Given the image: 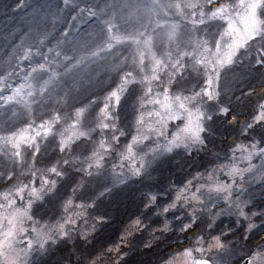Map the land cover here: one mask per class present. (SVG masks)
I'll list each match as a JSON object with an SVG mask.
<instances>
[{"label": "snow or ice", "instance_id": "obj_1", "mask_svg": "<svg viewBox=\"0 0 264 264\" xmlns=\"http://www.w3.org/2000/svg\"><path fill=\"white\" fill-rule=\"evenodd\" d=\"M75 9L0 69V264H264V0Z\"/></svg>", "mask_w": 264, "mask_h": 264}, {"label": "rangeland", "instance_id": "obj_2", "mask_svg": "<svg viewBox=\"0 0 264 264\" xmlns=\"http://www.w3.org/2000/svg\"><path fill=\"white\" fill-rule=\"evenodd\" d=\"M26 2H28L27 0H23V4L25 5L26 4ZM7 3H9L10 4V8H12L13 6H15L17 3H18V0H0V4H3V5H6ZM20 8V7H19ZM18 8V9H19ZM67 15H68V13H67ZM86 16V15H85ZM84 16V17H85ZM69 17V16H68ZM84 17H82L81 19H79L78 21H80V20H82ZM77 21V22H78ZM77 22H75V20L74 21H72L71 20V24H70V26L68 27V28H71V30L73 29L74 30V26L76 25V23ZM23 24H27V22H25V23H23ZM75 24V25H74ZM67 28V29H68ZM18 30V31H17ZM29 28H28V24L25 26V27H22V26H16V27H14V28H12L10 31H8L7 33H5L4 34V39L5 40H9L11 37H12V34H16V37L15 38H23V37H25L28 33H30L29 32ZM62 30H63V28H62ZM61 30V31H62ZM88 32V31H87ZM87 32H85V33H87ZM83 35V34H82ZM81 35V36H82ZM86 35V34H85ZM80 36V37H81ZM84 37V36H83ZM0 57H1V53H0ZM3 58L2 59H0V65H1V63L3 62ZM4 68V66H2V67H0V69H3ZM253 75L255 76V79H249L248 81H247V83L248 84H251V85H255L256 86V88H258L261 84H259L258 83V81H259V75H258V73H253ZM228 81H230L231 80V74L226 78ZM19 82V81H18ZM247 89V88H246ZM245 89V90H246ZM4 93L5 92H2V93H0V94H3L4 95ZM237 95H239V93L237 92ZM254 102H256V100H254ZM243 106V105H242ZM242 106H240V107H242ZM239 108V107H238ZM237 108V110H239ZM0 115H2V113H0ZM135 195V190L133 189V190H129V191H127L126 193H125V196L124 197H121L120 198V202H119V205L120 204H123L124 206H126L127 205V208H128V213H129V210H130V208H133L134 209V211H136V209H137V201H135L132 197ZM113 205H116V204H110V205H107L106 207H105V211L107 212V213H109V214H111V215H113L115 218H117V216H115L114 214H113V211H114V207H113ZM134 211H131V212H134ZM226 222H227V220H225ZM106 229H107V227H106ZM113 238H115V236H113ZM238 258L239 257H235L234 259L237 261L238 260Z\"/></svg>", "mask_w": 264, "mask_h": 264}, {"label": "bare ground", "instance_id": "obj_3", "mask_svg": "<svg viewBox=\"0 0 264 264\" xmlns=\"http://www.w3.org/2000/svg\"><path fill=\"white\" fill-rule=\"evenodd\" d=\"M52 15V8L49 6V4L47 3L45 5V9H44V12L43 14L40 16V20H42L44 22V20H47L49 16ZM19 21L21 23H25V18L24 17H20L19 18ZM28 24V28L30 29L29 32H34L35 31V28H36V25L33 23V21L31 22H27ZM43 26V23L41 25V28ZM96 27V26H95ZM95 27L88 33V34H93L94 33V30H95ZM11 29L10 28H7V32L10 31ZM86 36V35H85ZM84 36V37H85ZM24 38V37H23ZM83 38V37H82ZM21 37L20 38H16L15 39H9V40H5V41H0V51H3V52H6L7 55L5 56L2 64L0 65V67L4 66L5 68V65L10 61V58H11V54L12 52L14 51V46L15 45H18L21 41ZM103 70V66L100 65L98 67V73L99 72H102Z\"/></svg>", "mask_w": 264, "mask_h": 264}]
</instances>
